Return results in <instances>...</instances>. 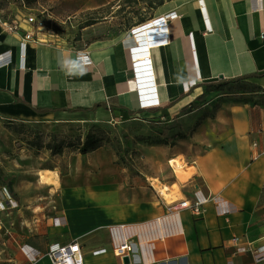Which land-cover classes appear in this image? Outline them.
I'll use <instances>...</instances> for the list:
<instances>
[{
  "label": "crops",
  "instance_id": "1",
  "mask_svg": "<svg viewBox=\"0 0 264 264\" xmlns=\"http://www.w3.org/2000/svg\"><path fill=\"white\" fill-rule=\"evenodd\" d=\"M63 1L37 0V10L49 21L46 3L59 9ZM121 1L94 0L96 22L79 34L86 21L70 22L71 32L55 37L28 22L24 0H0V128L53 124L67 133L79 125L82 139L89 130L102 138L86 154L68 147L53 155L50 139L0 148V170L12 179L11 191L0 182V230L7 210L16 219L10 234L0 231V264H53L52 246L73 242L84 264H125L115 254L125 240L134 245L129 264H264V155L253 159L264 141V0L156 8L140 0L145 21L132 24L115 15ZM172 13L168 42L140 37L144 24ZM62 57H79L85 74L67 75ZM151 91L155 104L143 105ZM182 200L202 202L200 212L175 209Z\"/></svg>",
  "mask_w": 264,
  "mask_h": 264
},
{
  "label": "rangeland",
  "instance_id": "2",
  "mask_svg": "<svg viewBox=\"0 0 264 264\" xmlns=\"http://www.w3.org/2000/svg\"><path fill=\"white\" fill-rule=\"evenodd\" d=\"M123 3H126L124 6ZM143 6H145L146 1H142ZM94 4V0H64L62 4L60 5V8L58 9L57 5H52V3H46V8L48 9L46 11L47 14H49L48 18L49 21H45V17H42V14L39 13L37 10L40 7V4L37 3L36 0L30 2V4H27V7L29 9V13H33L34 15H37L39 18L42 17V19L46 22H50L51 25H58L61 28V31L63 34H67L70 31V22H72L75 26L79 25V22L86 21L88 19L97 17V13L93 14V11L91 9V5ZM111 4H115V2H112L105 7L100 9V13L104 12H110L111 11ZM121 4L123 5L124 10L119 11V13H115L117 15L119 21L125 20L127 24L134 23L135 20H138L140 18V14H143L144 12L141 11V2L139 1H127L122 0ZM131 6L127 9V6ZM26 8V9H28ZM58 13L57 17L54 15ZM49 25H46V30L51 28ZM77 27V26H76ZM52 29V28H51ZM58 32L52 33L54 36ZM60 35V33H58ZM57 37V36H55ZM212 89H215V87H212ZM219 93H213L212 96H217ZM86 130L82 129L79 125H76L74 128H71L70 131L67 133H61V131H58L55 127H53V124H47L46 126H43V124L38 125L34 123H24V122H16V123H5L0 128V148L3 150H10V149H16L19 148V143L24 142V144H29L32 139L35 140H41V142L47 141L50 139L52 133H57L61 138L64 137H70L75 138L79 134H83ZM38 138V139H37ZM16 147V148H15ZM180 161V159H178ZM181 162V161H180ZM182 164V163H181ZM50 172H47V175H42V182L46 180H50L49 177ZM157 183L160 184L158 180H154ZM1 182V181H0ZM2 186V185H1ZM2 191V188L0 189ZM45 189L41 187L39 189L40 194L44 195L47 192L44 191ZM176 194L177 193H171V198H166L168 202H174L176 200ZM43 197V196H42ZM9 213L11 210H7ZM6 212V210H5ZM4 214L5 221H7V225L4 228L5 233H11L12 228L15 227L13 223H15V214L11 213L9 215ZM3 215V214H2ZM3 217V216H2Z\"/></svg>",
  "mask_w": 264,
  "mask_h": 264
},
{
  "label": "built area",
  "instance_id": "3",
  "mask_svg": "<svg viewBox=\"0 0 264 264\" xmlns=\"http://www.w3.org/2000/svg\"><path fill=\"white\" fill-rule=\"evenodd\" d=\"M173 13L170 14L169 16L166 17H160L159 19H152L149 22H147L146 24H144L143 26H151L153 24H158L160 26V30L153 34L150 37V41L151 44H161V43H166L168 42V40L170 38H166L165 34L166 31H164V29L166 28L165 26L167 25V23L169 22V20H171L173 18ZM1 21V19H0ZM28 22L32 25H35L37 28H41L43 26H45V21L42 18H39L37 15L31 14L28 16ZM8 24V23H6ZM10 30H17L18 29V24L17 23H12V24H8ZM33 33L31 32H27L23 37H22V41H21V52H22V65L24 66V55L26 52V46H27V41L33 39ZM170 37V35L168 36ZM136 49L133 48L132 49V57L134 60L133 62V68L137 69L138 68V61L136 60ZM5 54H1L0 55V65L5 63L6 58L4 57ZM8 60V59H7ZM154 96V92H147L141 95L142 97V104L143 105H154L156 102V98H153ZM254 147L258 146V143L254 142L253 143ZM264 155V141L261 145V149L259 152H257L256 154L253 155V159H258L260 156ZM5 204L4 203H0V210H3L5 208ZM201 206H202V202H195V203H191L189 200H182L180 201L178 204H176L174 206L175 209L178 208H184V207H190L192 208V210L195 213L200 212L201 210ZM133 242L131 240H125V242L120 245L118 248L115 249V254L124 259L125 257H129L130 259V254L131 251L133 249ZM105 250H97L96 253H100L103 252ZM241 251H245V248H242ZM264 250H261L260 253L263 254ZM49 256L52 259V263L53 264H84V255H83V251L82 248L80 246L79 243L77 242H73L71 244H68L66 246H60V245H56V246H52L50 252H49ZM261 258H263V256H261ZM131 262V260H130ZM129 264V263H128Z\"/></svg>",
  "mask_w": 264,
  "mask_h": 264
},
{
  "label": "trees",
  "instance_id": "4",
  "mask_svg": "<svg viewBox=\"0 0 264 264\" xmlns=\"http://www.w3.org/2000/svg\"><path fill=\"white\" fill-rule=\"evenodd\" d=\"M34 0H24V2L27 4H30ZM37 1V0H36ZM127 1H137V0H127ZM143 1V0H142ZM148 8H156L159 5H162L165 0H145ZM124 8H121V11H123ZM145 21L144 18H139V22ZM94 22H96L95 19L91 18L86 20L83 24H80L79 30L77 34L81 31V29L87 25H91ZM50 22H46V25H49ZM50 26V25H49ZM53 30H55L58 33H62L60 26L51 25L50 26ZM264 74V72H263ZM38 139V138H37ZM102 143V138L98 136L95 132L92 130H89L87 134L85 135L84 139H82L81 135L76 136L75 138L70 137H64L61 138L57 133H52L50 140L45 144L48 149L51 150V153L53 155L61 154L66 148H77L80 150L82 154H86L90 151H93L97 149ZM37 144L40 146L41 140H37ZM0 181H2L3 185L8 188L9 191L12 190V179L11 177H7L1 170H0Z\"/></svg>",
  "mask_w": 264,
  "mask_h": 264
},
{
  "label": "bare ground",
  "instance_id": "5",
  "mask_svg": "<svg viewBox=\"0 0 264 264\" xmlns=\"http://www.w3.org/2000/svg\"><path fill=\"white\" fill-rule=\"evenodd\" d=\"M159 30H160V26L159 25L158 26H152V27L150 25L149 26L147 25L144 28H141L139 30V33L141 34V35L140 34L139 35L142 38H144V37L147 38V37H151L153 34L157 33ZM141 43H142L141 47L136 51V53H137L136 55L137 56H140L141 55L140 54L141 52H139V51H143V48H144V44H143L144 43V40H141ZM147 43L150 44L151 41L150 40H147ZM138 62H141V60L138 61ZM171 162L175 166L176 170L179 173H181L182 171H181V163H180V161L178 159H176V160H172ZM152 185L163 195V197H165V198H171V193L169 192L168 186L161 185V184L157 183L156 181H153L152 182Z\"/></svg>",
  "mask_w": 264,
  "mask_h": 264
},
{
  "label": "clouds",
  "instance_id": "6",
  "mask_svg": "<svg viewBox=\"0 0 264 264\" xmlns=\"http://www.w3.org/2000/svg\"><path fill=\"white\" fill-rule=\"evenodd\" d=\"M61 67L69 76L83 75L86 72L85 66L81 63L80 58L62 57L60 60Z\"/></svg>",
  "mask_w": 264,
  "mask_h": 264
},
{
  "label": "water",
  "instance_id": "7",
  "mask_svg": "<svg viewBox=\"0 0 264 264\" xmlns=\"http://www.w3.org/2000/svg\"><path fill=\"white\" fill-rule=\"evenodd\" d=\"M123 261H124L125 264L130 263V259H129V257H125V258L123 259Z\"/></svg>",
  "mask_w": 264,
  "mask_h": 264
}]
</instances>
